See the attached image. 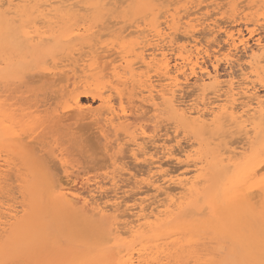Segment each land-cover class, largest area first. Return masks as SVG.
Masks as SVG:
<instances>
[{"label": "bare ground", "instance_id": "obj_1", "mask_svg": "<svg viewBox=\"0 0 264 264\" xmlns=\"http://www.w3.org/2000/svg\"><path fill=\"white\" fill-rule=\"evenodd\" d=\"M127 1H129V0H127ZM127 1H123V3H125V2L127 3ZM164 1L165 0H141L140 1L142 5H147L146 6L148 8L147 10H149L150 14L153 15L154 19H153V22L151 25L148 23V25H150V27L148 26L149 27L148 29L144 28L147 25H144V27L142 28L141 22H140L141 24H137L138 23L137 20H136L137 23L135 22L137 25L136 26H134V24L132 25L134 27V31L130 30L131 32L128 31L127 34L123 35V32L120 31L121 28L119 29V31L121 32V35L119 33V35H120L119 37H121V39H124V38L126 39V37H127V39H128V37L130 35H133L132 37L134 39L132 42L127 43L125 41H122V43L116 44L113 41L112 42L109 41L110 42V44H109V42L107 41L108 42L107 43L108 45L106 44L107 46L105 45L104 47H102V46L98 47L99 50L101 48H103V50H100L101 52L103 51V53H105V54L109 53V54L105 55L104 57L110 56L111 54H113V56L115 55L116 58L119 59L118 61L121 62L120 64L112 66V63L115 61V60H112L113 58L115 59V57H112V56H111L112 58H110L111 62L107 61L108 57H106L107 58L106 59L107 62H106L104 57L103 56L101 57V55H103V53H101V54H100V52L98 53L97 52V51H99L98 48H96L97 50L94 49L95 45H92V44H90V45L86 44L87 46H90V47H88V48H90L89 53L88 52H84V53L78 52L80 54V56L83 55L84 57L82 56V57L78 58L77 57L78 55H77L76 56L77 58H70L67 56V58H68L67 61L70 62L69 64H68V62H67V64H64L63 66L61 64L60 65L56 64L57 66L55 68L57 71L55 73H53V77L59 78L60 79L59 81H65L64 83H66V85H64L65 87H63L62 90L60 89V91L65 92L67 98H68V96L70 98H68L69 99L68 104L65 106V108H63L61 111H59L57 113L55 119H57L58 123H66V122L70 121L71 119L74 120V117H79V119L84 117V118H86V120H87V118L88 119L92 118V121H93V119H94V121L96 120L95 121L97 123L96 125H98L100 123L103 126V128L105 127L104 130L101 127L102 132L104 131V133H106L105 129L106 128L108 129L107 130L108 132L106 133L107 136H109L108 135L109 133L111 134L110 136H114V135H112V133L110 131H112L113 134H115V135H117L118 133L123 135L127 130L128 131L130 130L128 128L132 129V127H129V126L133 125L132 123L135 122L133 120L132 123L130 122V124L126 125V122L130 120L129 117L140 113L145 108H146L145 110H147V111H145V110L144 111L146 113L149 111L147 114L150 115V112L152 109L148 110L149 108L147 109V107H145V106H147V105L151 106L152 108H154L156 110L159 107V103L161 102V104L164 105L165 108L168 109L175 117H177L184 124V126H186V128H188V129H190L196 133H199V134H203V133L205 134L207 132L209 133L210 130H214L216 133L214 138L217 140H219L220 138H223L222 140L224 141V143L222 142V147H223L222 151L220 149H219L220 150L219 152L217 150L212 151L213 152L212 153L213 158H212V161L210 163V167L212 169V172H215V173L218 172V174L221 173L222 176L218 180L213 179L210 189L208 191H206V197L208 199L207 204L210 207L214 208L215 210L213 212L214 221H211V222L209 221L208 225L205 224L203 226V228L208 229L210 227L209 229H212L215 232L214 234H218L219 236H221L223 238H228V239H230V241L238 242L239 246L244 247V248H242V247L241 248L245 249V252L247 253L246 255L249 259L259 260L260 259L259 257H261V256H258V255L260 253H262V251H264V249H262V235H264V179H255V177L260 171L264 170V144L263 143L261 144V142H260V141H264V139H263L264 138V103H262V100H264V95L261 96L260 93H259L260 95L258 94L257 84L261 85V87L264 88V47H262V44H264V43L262 42V40H260L261 38L256 40L257 41V50L252 49V52L249 55L247 54L248 59L244 63H241V62L239 63V67H240L241 72H242L240 74L241 77L238 76L239 78H241L240 80H236V78L233 76L234 75L233 74L230 77V79H228L226 81H221V78L218 75L219 71H218L216 65L213 64L214 65V67H213L214 69H212L213 72L209 71L207 69V67H204L205 65H203L204 64L203 62H204V60H206L205 57L206 56L211 57V55L208 54L209 53V51H207L208 48L206 50H204L203 45L201 44V42H199V40H197L196 35H198L197 33H199V31L200 32L203 31L204 30L203 28H205V30H206L205 26L210 28L209 30L211 31L212 34L216 33V30H215L216 28H218V30H219L222 26L219 28L220 25H217V21L216 22L213 21V23H211L212 22L211 21L209 23L206 21L205 18H204L205 21L201 22L203 17L202 18H197V17L191 18L193 13L195 16H196V14H198L195 12L200 11L201 6L199 7L200 9L196 8L198 11L195 10L192 13H189V10H191L192 7H190V9H189L188 5H187L188 7L186 5L184 6V8L182 9L183 11L180 10L181 9L179 6L180 4L178 5V7L171 9L172 6H174L176 3L181 2V0H176L175 2L173 1L174 3L167 2L168 0H166V2L168 3V6H166V8L163 7V8H165L163 11L162 8L161 9L159 8V5L166 3ZM184 1H182V2H184ZM188 1L192 2L191 0H188ZM202 1H204V0H202ZM237 1L236 0H230V2H229V3H231V7H230L231 10H234L233 14H235L234 13L235 10H238L235 6L238 4V3H236ZM243 1H245V0H242L241 2H243ZM116 2H117V0H0V42H1V44H5V45L11 46V47H15V46L19 47L21 45L23 46V44L19 45L18 43L12 41L13 38H19V35H21V34H22V36H20V37H22V39L24 38L26 41L33 42L35 40V36H33L31 34V32L29 31V29H31V27H29V26H31V25L27 26L24 24V22H25L23 20L24 17H29V16H32L34 14H38L37 15L38 20H36L37 22L41 23V21H43L45 24L47 22L49 24L50 23L53 24V23H56L55 20H57V19H60V18L64 19V18H69V17L71 18L74 15H76L78 11L85 10L86 11V12L84 11L85 13H87V11L88 12L90 11L89 13L94 11L95 17L98 20L104 15L103 11L106 8H109V7L114 8V6L116 7ZM238 2H240V1H238ZM121 3L120 4L118 3V6L123 4V3L122 4ZM188 3L186 1V4H188ZM220 3H222V2H220ZM194 4H196V6H198L197 2ZM232 4H235V5L233 6ZM248 4H251L252 6L253 5L258 6L260 4L258 7H259V9L261 8L262 13L260 12L261 10H258V12H260L259 14H257L258 12L257 13L254 12L256 14H250L251 17L246 16V15H245L246 17H244L247 20L254 21V24H256V25L258 24V26L260 27V25H261L260 23H262V20L264 22V0H249ZM132 6H134V5L132 4ZM232 6H233V8H232ZM204 7H206V6H204ZM249 7L250 6H248V8ZM113 8H110V9L112 10ZM118 8H120V7H118ZM118 8H116V9L118 10ZM126 10H128V9L126 8ZM106 11H105V14H106ZM181 11L185 12V14H183ZM89 13H87L86 15H88ZM129 13H131V12H129ZM249 13H251V12H249ZM116 14H119V13H116ZM225 14H227V13H225ZM110 15L113 16L110 13L108 15V17ZM200 15H202V14H200ZM128 16H130V15H128ZM128 16H126V17H128ZM146 16H147V14H146ZM146 16H144V17H146ZM234 16H233L232 20L234 23L237 24L238 20L236 17H238V15H236V17H234ZM76 17H75V19H76ZM89 17L91 18L90 15H89ZM228 17H230V19H231L232 16H228ZM39 18L41 19V21L39 20ZM82 18H83V16H82ZM82 18L78 19V20L83 21ZM110 18H108V19L106 18L107 19L106 21H109ZM207 18H209V17H207ZM244 18L242 17L239 19V17H238L239 21L244 20ZM149 19H151V18H149ZM160 19H164L165 21L161 22ZM209 19H207V20H209ZM36 21H35V23H36ZM100 21L101 20H98L96 22H100ZM126 21L127 20H125V22ZM139 21H140V19H139ZM146 21H148V20H146ZM231 21H230V23H231ZM18 22H20L19 26H17ZM114 22H116V21H114ZM66 23H68V22H66ZM80 23H82V22H80ZM108 23H112V22L109 21ZM36 24H39V23H36ZM61 24H63V23H61ZM98 24L99 23H97L96 25H97V28L99 29L100 25H98ZM68 25H69V23H68ZM120 25H121V23H120ZM129 25L127 24L126 27H128ZM230 25L232 27L234 26L232 24H230ZM72 26H74V25H72ZM124 26L125 25H123V28H122L123 30L126 29V27L124 28ZM111 27H112V25H111ZM55 28H56V26H55ZM105 28L104 29L108 32L109 27H105ZM200 29H203V30H200ZM226 29L227 28H225V30H224L225 34H226L225 39H226V43L229 46V48H227L228 50L226 49V52L223 53L222 55L225 57L224 58L225 60L233 61L234 57L236 58V56H237L236 52L241 50V48L245 51L247 50V45H248L247 41L248 40L245 39V37H244L245 35L242 33V30H239V27H238V29H234V28H232V29L228 28L229 30H226ZM254 29L249 30V33L251 35L255 33L256 29L255 30ZM82 30L83 29L78 28L76 32L74 31L76 39H77V37H80V38H78L80 40L81 38L83 39L86 35H88V36L91 35L90 30L88 28L84 29L83 31ZM116 30H118V28ZM209 30H208V32H209ZM257 30H259V28ZM38 31L34 32V33H38ZM263 31H264V28H263ZM105 33L106 32H104V34ZM108 33H110V32H108ZM124 33H125V31H124ZM177 34L178 35L183 34L185 39H186V42H184V40H185L184 39L182 41L184 43L182 44L180 42L181 44H179V41H178L179 38H176ZM106 35L107 34H105V36ZM72 36H73V34L71 35V37ZM110 36H112V35H109V39L111 38L110 40L115 39V38H112L113 36L112 37H110ZM252 36H254V35H252ZM101 37L102 36L100 35L99 38H101ZM114 37H116V36L114 35ZM119 37H118V39H119ZM184 37H182V38H184ZM39 38H41V37L39 36ZM107 38H106V40H107ZM41 39H44V38H41ZM76 39L73 40V38H72L71 40L75 41ZM118 39L116 38V40H118ZM204 39H206V38H204ZM69 41H70V39H69ZM91 41H93V39H91ZM96 41L97 40H95L94 42L95 43L99 42V41L98 42H96ZM119 41H121V40H119ZM23 43H25V42H23ZM81 44H83V43H81ZM98 44H100V43H98ZM148 46H151L152 52H150L151 51L150 50L149 51L150 53H146V52H148L147 51ZM54 47H56V46H54ZM82 48H85V46H82ZM74 50L76 51V49H74ZM79 50H81V49L79 48ZM64 53H65V51H64ZM62 55H64V54H62ZM237 57H239V56H237ZM63 58H65V56ZM85 58H87V59H85ZM173 58H174L175 64L172 63ZM214 58H215V61L214 60L213 61L218 62V57L214 56ZM61 59H62V57H61ZM117 59H116V61H117ZM103 61H105V62H103ZM105 63L108 64V66L105 65ZM114 63H116V62H114ZM103 64L105 65V67L106 66L109 67L110 65L112 66V68H111L112 71L111 72L109 71L110 73H108L109 74L108 76H110L112 73V78H110L112 80L108 79L107 82L106 81L101 82V79H100L102 76L104 78V76L107 75V71H106V73L104 71L107 68L103 69V67H104ZM49 66H50V64H49ZM233 66H234V64H233ZM32 67L34 68V66H32ZM32 67H30V68H32ZM107 70H109V68ZM246 70H249V71H246ZM103 73H105V74H103ZM51 74H52V72H51ZM51 74H49V75H51ZM100 75H102V76L99 78ZM228 75L230 76V74H228ZM108 76H106L105 78H107ZM191 76L195 77V79H196L195 80L196 83L194 85V88H195L194 90L199 92V95L197 96L198 98H196V100L193 103L185 104L188 101L185 103L182 101L181 93H183L182 91H184L183 86L184 85L187 86L186 83L190 81ZM251 76L255 77V80H251L250 79V78H252ZM154 77H156V81H155ZM236 77H237V75H236ZM42 78H44V77H42ZM46 78H47V75H46ZM56 80L57 79L54 80V83L56 82ZM34 83H37V81ZM60 83L61 82H59L58 84H60ZM44 87H45V85H44ZM58 89H59V87H58ZM58 89H57V91H58ZM81 89H82V91L79 92ZM190 89H191V86H190ZM137 90L139 92H137ZM196 91H195V93H196ZM207 92H210V94H212L213 98H211V97L208 98ZM47 93H49V92H47ZM55 93H57V92H55ZM114 93L118 97V98L115 97L118 99V101H117L118 106H117V102L115 101L116 102V104H115L113 102V99H112ZM138 93L141 96L137 95ZM189 94H192V93H189ZM43 96H45L44 100L40 101L41 105L38 108H43L44 110H47L48 109L47 107H51V103H52L51 101L52 100L56 101L57 98L55 96L52 97L51 94H47V95H43ZM63 96H64V94H63ZM90 96L94 100L98 99L100 101V102L98 101L99 103H101L100 110H98V108L96 109L98 111H96L95 109L92 110V108H90L89 105L83 106V103H81V98H86V97H90ZM38 97H42V96H38ZM57 97H58V95H57ZM134 97H138L137 99H139V100H136V98L134 100L133 99ZM137 101L139 102L138 105H137ZM158 101H160V102H158ZM128 105H133V106L130 107ZM2 107H3V105H2V103H0V135L5 133V132H6L5 133L6 137L9 136L10 134H12V136H13L12 140L14 142H18V143L23 142L24 139H27L29 137L32 138V135L34 134L33 132L29 133V132H27V130H16L14 125H7V123L5 122L6 121L5 112H3ZM156 112L157 111H155V114H156ZM137 116H134L132 118L133 119L135 118L136 121L140 120V118H141V120L147 119V118L142 119V116L144 117V112H143V115L141 114V115H137ZM136 117H137V119H136ZM151 117H153V115ZM154 118L155 117L151 118L149 121L152 122L151 120ZM79 119H77V120H79ZM83 119H80V120L82 121ZM77 120H74L73 122H76ZM81 121H79V122H81ZM92 121L88 122L90 124V125L88 124V127H90V128L92 127V125H94V124H92ZM138 124H139L138 126L141 125L140 122ZM73 125H75V123ZM73 125L71 124V126H73ZM84 126L85 127L83 128L82 123H81V125H78L75 128L70 127L68 129V130H70V134L74 137L72 140H73L75 146L78 147L77 150L82 157L79 156V154L77 156H79L81 158H85V159H87L86 161H90V162H97V159H98L97 157H99V160H98V163H99V161H101L100 155H99L100 153H97V151H98L97 148H99V146L96 145V143L93 142V140L91 138L92 136L94 137V135L91 134V137H90V135L88 134V131L91 130L92 128L89 129L87 127V125H84ZM147 126L141 125L137 129H135L134 130V133L136 132L135 135L133 134V132H131V133L127 132V134L128 133L133 134L132 137H129L132 139V141L129 139L132 143V148H130L129 146H128V148H129V150L130 149L132 150L134 157L136 156L138 158V155L142 154V155L146 156L145 160L148 162L150 159H152L154 156H156V154H154L153 157L151 156L152 158L147 157L148 154L146 152V147H149V146L145 147L146 144L144 145V143H147V142H144V141L150 139L148 142V143H150L151 140L152 141L153 140L156 141V140L153 139V137H152L153 135H151V134L149 135L150 131L148 133V129H150L151 127L149 126L150 127L149 128ZM120 127L122 129L126 128V129H124L126 131L124 133L119 132V131H123L122 129H119ZM86 128H88V129H86ZM93 128H94V126H93ZM133 128H134V125H133ZM62 129H64V128H62ZM68 130H66V131H68ZM92 130H94V129H92ZM92 130H91V133H93ZM85 131H87V133ZM154 132H156V131H154ZM7 134H9V135H7ZM96 134H97V132H96ZM106 134H103V135L106 136ZM99 135H98V137H99ZM164 135H166V134H164ZM154 136H156V135H154ZM173 136H172V138H173ZM235 136H237V137L240 136V138H238V139H240L239 142H237ZM1 137H0V142L3 141ZM98 137L96 136L97 139H98ZM120 137H121V135H120ZM124 138H127V137H124ZM233 138H235V139L233 140ZM107 139H108V137H107ZM115 139L112 140V141H114V143H115ZM121 139H122V137H121ZM227 139H231V140L235 141L236 143H239L240 146L239 147L236 146L234 148L228 147V146H231V144L233 145V143H235V142H231V141L229 142V140H227ZM47 140H49V139H47ZM117 140L118 139H116V141ZM226 140H227V142H226ZM154 141L152 143H155ZM167 142H165V143H167ZM108 143H106V144H108ZM106 144H105V146H106ZM111 144H110V146H112ZM46 145L49 146V144H46L42 140H39V138H37L36 141H34V142L32 141V143H28L26 145V147H28V146L33 147V149L30 152H28V154H30V155L39 154L37 160H38V164L40 163L41 168H40V171L38 174L45 175V176L51 175V169L53 167H56L58 170L61 171V173H64L66 175L65 178H69V179L72 178V175L74 173L71 172V167L69 166L67 160L65 159L64 153L62 151L58 150L59 154L56 156H53L55 154V152H53V154H51V149L49 152H46V149H45ZM114 145L115 144H113V146ZM154 146H155V144H154ZM163 146H162V148H164V150L166 151V156L170 155V157H171L172 154H173V156H175L173 153V150H170V148H168L167 146H164V147ZM125 147H127V146H125ZM197 147H198V145H197ZM106 148H107V146H106ZM112 148L113 147H111V152L112 151L114 152L115 149L113 150ZM128 148H126V150ZM162 148H161V150H162ZM108 149H109V145H108V148L106 150L108 151ZM121 149L122 148H120L119 154H120V152H123V149H122V151H121ZM182 149H184V148H182ZM182 149H180V150H182ZM129 150H127V151L131 152V150L130 151ZM186 150H187V148H186ZM188 150H189V148H188ZM72 151H74V150L72 149ZM165 151H164V153H165ZM179 152H181V151H179ZM184 152L182 150V152L180 154L183 155ZM196 152H197L196 150H192V151L189 150L187 155H185L188 159H190V161H189L190 165L188 168L186 166L187 170L183 171L182 173L180 172L179 175H175L177 168L175 169V172H174V170L173 171L172 170H165L164 171L165 168L163 169L162 165H164L165 164L164 162H166V161L163 162L164 164L161 163L162 165L158 166L157 170L155 169L157 171V172L155 171L156 173L153 172L154 174L153 173L151 174L152 171H150L151 176H150V178H147V179H150V181L154 180V182L152 181L151 183H149V185H150V187H152L154 189L153 192H157L158 196H157V198L156 197L150 198L151 200L155 199L154 200L155 202L153 204H151V202H149L148 206L145 203V202H147V199H143V198H141L142 201L140 203L135 204L134 205L135 207H133V208H129L132 205H130L129 207L126 206L129 209H131V210H128L130 212V214L128 213V211H125L127 209L123 210V208H124L123 202L122 201L118 202V199L115 198V196L118 194L120 196V197H118L119 199L120 198L122 199V197H123V195L122 196L120 195V192L119 193L117 192V190L119 188L121 189V186L119 187L117 185V182H118L117 180L120 179L121 177L115 181V179L118 177V175L116 177L114 176V178L112 179V181H113L112 182V184H113L112 188L113 189L111 188L112 190L111 189L110 190H111V192H113L112 194L116 193L113 196L114 199L112 198L114 200L112 202H109V201L108 202H101L102 199H104L105 197L102 198L101 201H99L100 198H99V200L96 198L97 197L96 194H99L100 196L101 195H107L104 193H106V191L109 192L108 190H109L110 186L108 187V190H106L103 188V185L100 186V184L98 182H96L97 187H95V185H94V189H92V190H90L91 188L89 189L87 187L88 192H84V190L81 189L82 187L81 188L79 187L80 188L79 189L76 184H73L74 183L73 181H77V179H78L77 183H79V181L81 179H83L82 181L84 182L83 183V187H84L87 185L89 186V184H90L89 178H88V180H84L85 178L83 177L79 180V178L77 177L78 174H77V176H76L77 178L75 180H72V179L67 180V181H72V185L70 184L71 182L70 183L68 182V184H67V181H65L66 183L65 182H62V183L58 182V184L56 185V187L58 188L57 197L61 201V205L63 206V208L65 207L68 210L74 211V212L69 211V213H75L78 211L82 212V210H83L86 212H90L93 215H97V216H101V217H106L108 215V213H110L113 220H114L113 224H112L113 225L112 228H115L117 233L129 234L134 239L145 238L147 236V234L156 230L162 223L168 222L169 220H171V218L175 214V212L181 210L184 207V205L187 204L188 194H192L196 191L199 192L198 186L201 184L202 181H204V179L206 177V175H205L206 163L204 164L200 160V158H194V156H196ZM149 153H151V152H149ZM109 154H110V149H109ZM123 154H121V156ZM133 155H132V157H133ZM157 155H158V153H157ZM144 156H141V157L144 158ZM119 157H118L117 162L119 160H121V161H119V163H120V162H122V159H119ZM170 157H167V158L171 159ZM160 158H161V156H160ZM124 160H125V158H124ZM156 160H157V158H156ZM179 160L180 159H178V161ZM112 161L113 160H111V162ZM143 161H144V159H143ZM88 165H90V164H88ZM127 165H129V164H127ZM146 165L148 166L149 164H145V166ZM152 165H154V164H152ZM0 166H1V164H0ZM134 166H135V164H134ZM145 166H144V168H145ZM2 167H4V166H2ZM116 167H117V165H116ZM116 167H115V169H116ZM164 167H165V165H164ZM169 167H172L171 164ZM5 168H7V167H5ZM56 168H53V170L54 169L57 170ZM127 168H128V166H127ZM7 169H9V168H7ZM11 169H13V168H10V170ZM132 169H135V168L133 167ZM179 169H181V168H179ZM118 170H116V171H118ZM1 171L2 170L0 169V172ZM11 171H10V173H11ZM89 171H91V168ZM181 171H182V169H181ZM2 173H4V172H2ZM85 174H83V175H85ZM8 175H7V178H8ZM126 175H127V173H126ZM158 175H159V177L161 176L164 179V180L162 179L164 184H158L160 182L155 181L156 178H159V177H157ZM0 176H1V173H0ZM5 176L6 175H4V178H6ZM45 176H44V179H46ZM60 176H62V175H60ZM214 176H215V174L213 173V177ZM10 177H11L10 178V180H11L13 178V176L11 175ZM110 177H111V175H110ZM130 177H132V176H130ZM154 177H156V178L154 179ZM65 178H64V180H65ZM151 178H153V179H151ZM107 179H108V177H107ZM7 181H9V180H7ZM121 181L125 182L126 180H121ZM121 181H120V183H122ZM157 181H161V178L158 179ZM162 181H161V183H162ZM220 181H221V183H220ZM131 182H133V181L130 180V183ZM100 183L103 184V181L102 182L100 181ZM128 183H127V185H128ZM140 183H142V182H140ZM140 183L138 186H140ZM0 184H2V183H0ZM80 184H82V183H80ZM80 184H78V185H80ZM106 184H107V181H106ZM7 185H9V184H7ZM133 185H134V183H133ZM90 186L93 187V182ZM117 186L119 188H117ZM140 187L143 188V186H140ZM146 188L148 189L149 187H146ZM4 189L5 188H3V190ZM84 189H86V188H84ZM140 190H141V188H140ZM149 190L151 191L150 188L148 189V191ZM148 191H147V193H148ZM133 192H135V191H133ZM137 192H139V190H137ZM141 192H143V191H141ZM129 193H131V192H129ZM147 193L145 195H147ZM99 195H98V197H99ZM127 195H129V194H127ZM133 195H136V194L133 193ZM137 195H140V194L137 193ZM152 195H153V193H152ZM159 196H163V197H165V199L160 197V198H162V199H160L161 201L159 200L156 202V200L158 199ZM130 198H132V197H130ZM134 199H135V197H134ZM138 199H140V198H138ZM150 199L148 201H150ZM163 199H164V201H163ZM128 200H129V198H128ZM125 202L126 201H124V203ZM135 202H138V201H135ZM121 203L123 204V206L121 205ZM4 205H5V203H4ZM16 207H15V209H13L14 207L9 206L8 207L9 209L6 210V211H8L7 213H5V214H4V212L1 213V215H0V232H2V233L7 232L8 228L9 229L14 228L13 226H15L16 224H18L20 222L19 221L20 211H18V208H16ZM67 209L66 210L63 209V210L67 211ZM121 209H122V211H124V212H122L123 214L121 213ZM218 210H220L219 211L220 213H218ZM125 212H127V213H125ZM225 212L227 213V220L223 221L221 219H224V218L223 217L221 218V214L225 213ZM79 214H80V212H79ZM125 216H128V217H125ZM130 216H132V217H130ZM119 218H122V219L123 218H127V219L133 218V219L130 222L126 221L124 224H122L123 222L120 223L118 221ZM196 224H198V223H196ZM121 225H122V227H121ZM196 226H195V228H197ZM20 232H21V230H20ZM190 236H192V235H190ZM196 237H198V236H196ZM169 239L171 240V238H169ZM190 239H192V238H190ZM201 239H203V238H201ZM188 242L189 241L187 239L186 244ZM193 242H195V239L193 240ZM193 242L191 241L189 243H193ZM144 244H145V242H144ZM163 249L164 248H162V250ZM141 251H144V250H141ZM161 251H159L158 253H160ZM171 252L175 253L174 250ZM142 253H145V252H142ZM142 253L140 254V256L142 255ZM158 253H156V254L160 255ZM162 253H164V252H162ZM120 254H121V251H118V250H117L116 254H112V255L107 253V252H103V254L100 255V262L102 264H134V260L137 259V258L133 259V257H129V259L123 260L120 258ZM134 254H136V252ZM167 254L163 255L164 258H165V256H166V258H169L171 256L169 254L167 257ZM144 255H142V257H144ZM147 255H149V254H147ZM153 255H155V254H153ZM182 256H183V254H182ZM146 257L147 256H145V258ZM177 257H180L179 253H178ZM138 258H140V257H138ZM171 258H172V256H171ZM173 258H174V256H173ZM154 259L152 258V260H154ZM207 260H209V259H207ZM136 261H138V259ZM137 263L143 264L141 259ZM146 263H147V261H146ZM163 263H164V261H163ZM155 264H158V262L157 263L155 262ZM159 264H160V262H159Z\"/></svg>", "mask_w": 264, "mask_h": 264}, {"label": "rangeland", "instance_id": "obj_2", "mask_svg": "<svg viewBox=\"0 0 264 264\" xmlns=\"http://www.w3.org/2000/svg\"><path fill=\"white\" fill-rule=\"evenodd\" d=\"M123 1H127V0H121V1L117 0V2L119 4L121 2L123 3ZM140 1L141 0H135V1L129 0V1H127V3L126 2L123 4L121 3L122 5H119V6H118V3L116 2V7L115 6H114V8L109 7L103 11L104 15L100 19H98V20H101L100 22H96L98 20L95 17L94 11H92L91 13H89L90 11L89 12L87 11V13H89L88 15H86L87 13H85L86 12L85 10H82L83 12L78 11L77 14L74 15L73 17L64 18V19L63 18L57 19V20H55L56 23H53V24H51V23L49 24L48 22L45 24L43 21H41L40 18H39V20L41 21V23L37 22L36 20H38V16H37L38 14H34L32 16L23 18V20L25 21L24 22L25 25H27V26L31 25V26H29V27H31V29H29V31L31 32V34L33 36H35V40L33 42L26 41L24 38L22 39V37H20V36H22V34L19 35V38H13L12 41L18 43L19 45L23 44V46L21 45L19 47L18 46L11 47V46H7L5 44H1V42H0V103H2V105H3L2 110H3V112H5V119H6L5 122L7 123V125H14L16 130H27V132H29V133L30 132L34 133L32 135V138L29 137L27 139H24L23 142H19V143L14 142L12 140V137H13L12 134H10V135L7 134V135H9L7 137L5 134L6 132L0 135V137L2 136L1 138L3 140L2 142H0V164H1L0 169L2 170L0 172L1 173L0 183H2V184H0V196H1L0 197V215L3 212H4V214L7 213L8 211H6V210L9 209L8 208L9 206L14 207L13 209H15V207L17 206L16 208H18V211H20V213H19V221L20 222L18 224H16L15 226H13L14 228H10V229L8 228L7 232H3V233L0 232L1 233L0 234V246L2 245L0 247V262H5V264H8V262H10V264H100L101 263L100 262V255H102L103 252H107V253L112 255V254H116L117 250L121 251V254H120L121 259L127 260V259H129V257H133V259L137 258L138 261L141 259L143 264H155V262L156 263L158 262V264H159V262H160V264H168L169 262H170L169 264H171V263L172 264H176V263L177 264H201V263L202 264H236V262H238V261H243V260L249 259L246 255L247 253L245 252V249H242L244 247L239 246L238 242L230 241V239H228V238H223V237L219 236L218 234H214L215 232L212 229H209L210 227L208 229L203 228V226L205 224L208 225L209 221L210 222L214 221L213 212L215 210L214 208L210 207L207 204L208 199L206 197V191H208L210 189L213 179L218 180L222 176L221 173L218 174V172H216V173L212 172V169L210 167V163H211L212 158H213L212 157V153H213L212 151H214V150L215 151L217 150L218 152L220 150L222 151V149H223L222 142L224 143V141L222 140L223 138H220L219 140L214 138L216 135L214 130H210L209 133L207 132L205 134L204 133L199 134V133H196V132L186 128V126H184V124L177 117H175L168 109H166L165 106L162 105L160 101H158V102H160L159 107H158L159 109L157 108L158 110L157 109L155 110L154 108H152L151 106H148V105L145 106V107H147V109L149 108L148 110L152 109L150 112V115L147 114L149 111L147 113L145 112V111H147V110H145L146 108L142 110L144 112V117L142 116V119L147 118L148 120L147 119L141 120V118H140V120L136 121L135 118L134 119L132 118V117L137 116V115H141V114L143 115L142 111L140 112L141 114L140 113H138L136 115L132 114L133 116L129 117L130 120L126 122V125L130 124V122L132 123L134 120L135 122L132 123L134 125V128H133V125H131L129 127H132V129L128 128L130 130L126 131V130H124L126 128L122 129L120 127L119 129H122L123 131L118 130L119 132L124 133L126 131L123 135L118 133V132H117L118 134L115 135V134H113L112 131H110L112 133V135H114V136H110L111 135L110 133L108 134L109 136H107L106 133L108 132L107 131L108 129L107 128L105 129L106 133H104V131L102 132L101 127L103 128V126L100 123L98 124L99 126L96 125L97 124L95 122L96 120L94 121V119H93V121H92V118H89V119L87 118V120H86V118L82 117L80 119H83V118L84 119L81 121L79 119V117H74V120H77V119H79V120H77L76 122H73L74 120L71 119L70 121H68L66 123H58L57 119H55L57 113L59 111H61L63 108H65V106L68 104V100H69L68 98H70L69 96L67 98L65 92L60 91V89L62 90L63 87H65L64 86V85H66V83H64L65 81H59L60 80L59 78L53 77V73H55L57 71L55 67L57 65H60V64L62 66L64 64H67V62H68L67 56L70 58H77V57L80 58L83 55L80 56L79 53H84V52L89 53L90 48H88V47H90V46H87L88 44L89 45L90 44L95 45L94 49H96L99 46L104 47L109 41H111V42L113 41L116 44L122 43V41H125L127 43L132 42L134 39L132 37L133 35H130L128 37L129 40L127 39V37H126V39L125 38L121 39V37H119L121 35V32H123V35H125L130 30L134 31V27L132 25L134 24V26H136L137 24H141V23H142L141 24L142 28L144 27V25H147L144 28L148 29L150 27V25L152 24L153 19H154L153 15H151L149 10H147L148 9L146 7L147 5H142ZM173 1L175 2L176 0H168L167 2L174 3ZM182 1H184V0H181V2L176 3L174 6L171 7V9L178 7V5L180 4L179 5L181 8L180 10H182L185 5L186 6L188 5L189 7L188 6L187 7L189 9H190V7H192L191 10L188 9L189 13H192L195 10L198 11L197 9L201 6V9L199 8L200 11L195 12V13H198L199 15L196 14V16H195L193 13V15H192L193 17L191 16V18H194V17L202 18L203 17L202 20L200 19L201 22L205 21V19L209 23L211 21H212L211 23H213V21H215V22L217 21V25H220L219 28L221 26L223 27V28L221 27L219 30H218V28H216L215 29L216 33L212 34L211 31L209 30L210 28L205 26L206 30L208 29L209 32H208V30L206 31L205 28H203L204 30L200 29L203 31H201V32L199 31V33H197L198 35H196L197 40H199V42H201L204 50H206L208 48L207 49V51H209L208 54L211 55V57L209 56L210 58L208 56H206L205 57L206 60H204V62L202 61L204 63V64L203 63L202 64L205 65L204 67H207V69L209 71L213 72L212 69H214L213 67H214V65H216L217 69L219 71L218 75L221 78V81H226V80L230 79V77L233 74H234L233 76L236 78V80H240L241 78H239L238 76H240V74L242 72H241V69L239 67V63L240 62L244 63L248 59V55L252 52V49L257 50V41L256 40L261 38L260 40H262V42L264 43V31H263L264 22H263V20H262V23H260L261 25L259 27L258 24L257 25L254 24V21L247 20L246 18H244L246 16L251 17L250 14H256L258 12V10H261V8L259 9V7H258L260 4L258 6L257 5L252 6L251 4H248L249 0L248 1L245 0L243 2H241L242 0H238L242 4L236 0L237 1L236 3H238L237 4L238 6L235 5L236 3L232 4V5L233 6L235 5L238 10H235V12H234L235 14H233L234 10H231V8H230L231 7V3H229L230 0H226V1L225 0H206V1L205 0L204 1H202V0H196L195 1L194 0L195 2L193 0H191L192 2H189L188 0H185L184 2H182ZM186 1H187V3L188 2L189 3L186 4ZM164 2H166V0ZM196 2H197L198 6H196V4H194ZM220 2H222V3H220ZM166 3H163L161 5L158 4L159 8L160 9L162 8V10L164 11L166 6H168V3L167 4ZM132 4L135 7L132 6ZM204 6H206V7H204ZM233 6H232V8H233ZM248 6H250V7L248 8ZM118 7H120V8H118ZM163 7H165V8H163ZM110 8H113L112 9L113 11ZM116 8H118V10ZM126 8L128 10H126ZM105 11H106V14H105ZM129 12H131V13H129ZM249 12H251V13H249ZM254 12H256V13H254ZM260 12L262 13V10ZM260 12H258L257 14H259ZM110 13L114 17L111 15L108 17V15ZM116 13H119V14H116ZM182 13L185 14V12H182ZM225 13H227L228 15ZM146 14H147V16H146ZM200 14H202V15H200ZM89 15L91 16V18L89 17ZM128 15H130V16H128ZM236 15H238L239 19L243 17L244 20H242V21L240 20L241 21L240 22L238 17H236ZM82 16H83V18H82ZM126 16H128V17H126ZM144 16H146L148 19ZM228 16H232L231 19ZM233 16L237 18V20H238L237 24L233 22V20H232ZM75 17H76V19H75ZM207 17H209L211 20ZM77 18L78 19L82 18L83 21H80ZM106 18L107 19L110 18L109 21H111L112 23H108L109 21H106L107 20ZM149 18H151V19H149ZM139 19H140V21H139ZM207 19H209V20H207ZM125 20H127V21L125 22ZM136 20L138 21V23L136 22ZM146 20H148V21H146ZM35 21H36V23H39V24H36ZM79 21L82 23H80ZM114 21H116V22H114ZM160 21L163 22L165 20L160 19ZM230 21H231V23H230ZM66 22H68L69 25ZM61 23H63V24H61ZM97 23H99L98 25H100L99 29L97 28V25H96ZM120 23H121V25H120ZM148 23L150 25H148ZM127 24L128 25L130 24V25L128 27H126ZM230 24H232L234 26L232 27ZM19 25H20V22H18L17 26H19ZM72 25H74V26H72ZM111 25L113 28L111 27ZM123 25H125L124 28L126 27V29H124V30L122 29ZM55 26H56V28H55ZM237 26L239 27V30H242V33L245 35L244 36L245 39L248 40L247 41L248 42L247 50L245 51L241 48V50L238 51L239 53L236 52L237 53L236 55L239 57L236 56V58L234 57L233 61H227L224 59L225 57L222 55L223 53L226 52V49L229 48V46L226 43V39H225L226 34H225L224 30H225V28H227L226 30H229L232 28L238 29ZM105 27H109L108 32H110V33H108L105 30L106 29ZM78 28L83 29V30L88 28L90 30L91 35L88 36L85 34L86 35L84 37L85 39L81 38L79 40L78 38H80V37H77V39H76L74 31L76 32ZM117 28H118V30H116ZM254 28L256 29V31L254 34H252L254 36H252L249 33V30L254 29ZM258 28H259V30H257ZM119 29L121 32L119 31ZM37 31H38V33H34ZM103 31L106 32L105 33V34H107L106 36H105ZM124 31H125V33H124ZM119 33H120V35H119ZM72 34H73V36L71 37ZM99 34L102 36L101 38H99V36H100ZM178 34H177L176 38H179V40H178L179 44H181V43L183 44L184 42H186L184 35L183 34L178 35ZM109 35H112L113 37L112 36H110V37L115 38V39L110 40L111 38L109 39ZM114 35L116 37H114ZM39 36L41 38H44V39L39 38ZM118 37H119V39H118ZM182 37H184V38H182ZM72 38H73V40L76 39L77 41L76 40L72 41L71 40ZM106 38H107V40H106ZM116 38L118 40H116ZM204 38H206V39H204ZM69 39H70V41H69ZM91 39H93V41H91ZM95 40H97L96 42L99 41L98 43H100V44L95 43L94 42ZM119 40H121V41H119ZM183 40H184V42H182ZM23 42H25V43H23ZM81 43H83V44H81ZM109 44H110V42H109ZM54 46H56V47H54ZM82 46H85V48H82ZM79 48L81 50H79ZM147 48H148V50H147L148 52H146V53L152 52L151 46H148ZM74 49H76V51ZM98 50H99V48H98ZM100 50H103V48H101ZM100 50L97 52L98 53L100 52V54L103 53V51L101 52ZM64 51H65V53H64ZM62 54H64V55H62ZM107 54H109V53H106V54L103 53V55H101V57L102 56L104 57ZM64 56H65V58H63ZM111 56L115 57V59L113 58L112 60H115L114 62H116V63L113 62L112 66L118 65L121 63L120 61H118L119 59H117L115 55L113 56V54H111L110 56H106V57H108V59L106 57H104L105 61L107 59L108 62H111V59H110V58H112ZM214 56L218 57V62H214L215 61ZM61 57L63 60L61 59ZM85 59H87V58H85ZM116 59L118 62L116 61ZM105 61H103V62H105ZM69 63L70 62H68V64ZM172 63L175 64L174 58L172 59ZM49 64H50V66H49ZM233 64H234V66H233ZM105 65L108 66V64H106V63H105ZM105 65L103 64V66H104V67L102 66L103 69L109 68V70H107V69L104 70L105 73L107 71V75H105L104 78L102 75L99 76V78L102 76L100 78L101 82H105V81L107 82L108 79L112 80V79H110V78H112V73L110 76H108L109 75L108 73H110L112 71V69H111L112 66L110 65L109 67H107V66L105 67ZM32 66H34V68ZM30 67H32V68H30ZM246 71H249V70H246ZM51 72H52V74H51ZM105 73H103V74H105ZM49 74H51V75H49ZM228 74H230V76ZM46 75H47V78H46ZM236 75H237V77H236ZM106 76H108V77L105 78ZM42 77H44V78H42ZM192 77L193 76H191V78H190V81H189L190 83L187 82L188 83V84L186 83L187 86H185V85H184L185 87L183 86L184 91H182L183 93H181L182 101L184 103L188 101L185 104L193 103L196 100V98H198L197 96L199 95V92L194 90L195 89L194 85L196 83V81H195L196 79H195V77H193V78ZM251 77H252V78H250L251 80H255V77H253V76H251ZM154 78L156 81V77H154ZM55 79H57V80L54 83ZM36 81H37V83H34ZM57 82L58 83L61 82V83L58 84ZM44 85H45V87H44ZM190 86H191V89H190ZM58 87H59V89H58ZM57 89H58V91H57ZM263 90H264V88H262L261 85L257 84L258 94L260 93L261 96L264 95ZM81 91H82V89L79 92H81ZM195 91H196V93H195ZM47 92H49V93H47ZM55 92H57L58 94ZM137 92H139V91L137 90ZM189 93H192L194 96L192 94H189ZM207 93H208V95H207L208 98H210V97L213 98L212 94H210V92H207ZM47 94H51L52 97L55 96L57 98L56 101L52 100L51 101L52 102L51 107H47L48 108L47 110H44L43 108H38L41 105L40 101L44 100L45 96H43V95H47ZM63 94H64V96H63ZM57 95H58V97H57ZM137 95H140V94L138 93ZM38 96H42V97H38ZM183 96L184 97L186 96V97L184 98ZM115 97H117V96L114 93L112 99H113V102L116 104V102L118 101V99H117L118 97L117 98H115ZM86 98H81V103H83V106L89 105V107L92 108V110H94V109L96 110L97 108H98V110H100L101 103H99L100 101L98 99L94 100L91 96L86 97ZM135 98H136V100H139V99H137L138 97H134L133 99L135 100ZM138 104H139V102L137 101V105ZM117 106H118V102H117ZM128 106L132 107L133 105H128ZM98 110H96V111H98ZM155 111H157L156 114H155ZM152 115L155 118L151 120L152 122H150L149 120L151 118H153V117H151ZM137 117H136V119H137ZM79 121H81V122H79ZM91 121H92V124H94V125L91 124L92 125L91 128L94 130H92L90 127H88V124H89L88 122H91ZM138 121L140 122L141 125H144V126L148 125L147 127L150 126L152 128L151 129L149 127L150 129H148V133L150 131L149 135L150 134L153 135L152 136L153 139L156 140V141L153 140L155 143H152L153 142L152 140L150 143H148L150 139L144 141L147 143L143 142L144 145L146 144L145 147L149 146V147H146V152L148 154L147 157L152 158L154 156V154H156V156H154L152 158L153 160L150 158H149L150 160L148 159L149 163L145 160L146 156L139 154L138 158H137L136 156L134 157L131 149H130L131 152L127 151V150H129L128 146L130 148H132V143H131L132 139L129 137H132L133 134L135 135L136 132L134 133V130L141 126V125L138 126L139 125ZM74 123H75V125H73ZM81 123H82L83 128L85 127L84 125H87V127L89 129H91L93 132V133H91V130H89V131L87 130L90 137H91V134L94 135V137L92 136L91 138H92L93 142H95L96 145L99 146V148H97V150H98L97 153H100L99 155H100V159H101V161H99V163H98L99 157H97L98 158L97 162H90V161H86L87 159H85V158H81L82 156L80 155V153L77 150L78 147L75 146V144L72 140L74 137L70 134V130H68V129L70 127L75 128L78 125H81ZM71 124L73 126H71ZM93 126H94V128H93ZM62 128H64V129H62ZM88 128H86V129H88ZM104 128H103V130H104ZM66 130H68V131H66ZM87 131H85V132L87 133ZM100 131L103 134H106V136H104ZM154 131H156V132H154ZM96 132H97V134H96ZM127 132H130V133L133 132V134H130V133L127 134ZM164 134H166V135H164ZM98 135H99V137H98ZM120 135H121L122 139H121ZM154 135H156V136H154ZM96 136L98 137V139L96 138ZM172 136H173V138H172ZM107 137H108V139H107ZM124 137H127V138H124ZM235 137H236L237 142H239L240 139H238V138H240V136L239 137L235 136ZM37 138H39V140H42L46 144H49V146L46 145L45 149H46V152H49L51 149V154H53V152H55V154L53 156H56L59 154L58 150H60L64 153L65 159L67 160L69 166L71 167V172L74 173L72 175V178H70V179L75 180L78 177L80 180L81 178L84 177L85 178L84 180H88V178H89V183H90L89 186L87 185L84 187H83L84 182L82 181L83 179H81L80 180L81 182L79 181V183H77L78 179H77V181H73L74 182L73 184H76L78 186V188L82 187L81 189L84 190V192H88V188L89 189L91 188L90 190L94 189V185H95V187H97L96 182H98L100 184V186L103 185V188L106 190H108V187L110 186L109 190H108L109 192L106 191V193H104L107 195H101L100 196L99 194H96L97 195L96 198L98 200L100 198L99 201H101V199L105 197L104 199H102L101 202H108V201L112 202V201H114L113 196L116 193L112 194L113 192H111V190L113 189L112 188L113 187L112 179L114 178V176L116 177L117 175H118V177L115 179V181L121 177L122 179L120 178L117 180L118 181L117 185L119 187L121 186V189L117 186V188H119L117 190V192L118 193L120 192V195L121 196L123 195V197H122V199L121 198L119 199L118 197H120V196L117 193L118 195H116L115 198L118 199V202H121V201L123 202V204H124L123 210L127 209L125 211L131 210L129 208H133V207H135L134 206L135 204L140 203L142 201L141 198L147 199V202H145L147 206L149 205V202H151V204H153L155 202L154 201L155 199L151 200L150 198H154V197L157 198L158 194H157V192H153L154 189L152 187H150V185H149V183H151L152 181L154 182V180L150 181V179H147V178H150V176H151L150 171H152L151 172V174H152L153 172H155L158 169L157 168L158 166H161L162 164L165 163L164 164L165 167H164V165H162V168L163 169L165 168L164 171L165 170H172V171L174 170V172H175V169L177 168L175 175H179L180 172L182 173L183 171L187 170V168L190 165V162H189L190 159H188L185 156V155H187L189 150H191V151L196 150L197 152H196V156H194V158H200V160L204 164L206 163V165H205L206 177H205L204 181H202L201 184L198 186L199 192L196 191L192 194H188L187 204H185L181 210L176 211L175 214L172 216L171 220H169L168 222L162 223L156 230L147 234V236L145 238L134 239L129 234L117 233L115 228H112L113 227L112 224H113L114 220H113L110 213H108L109 216L107 215L106 217H101V216L93 215L92 213L86 212L83 210H82V212L78 211L75 213H69V211L70 212H74V211L68 210L65 207L63 208V206L61 205V201L57 197L58 188L56 187V185L58 184V182L62 183V182H65L67 180H70V179L65 178L66 175L64 173H61V171L58 170L56 167H53V168H56L57 170H55V169L53 170V168L51 169V175L45 176V175L38 174L40 171V168H41V165H40V163L38 164V160H37L39 154H37V155L28 154V152H30L33 149V147H31V146L26 147V145L28 143H32V141L33 142L36 141ZM115 138L118 140L116 141ZM47 139H49V140H47ZM114 139H115V143H114V141H112ZM234 139L235 138H233V140ZM227 140H229V142L230 141L235 142L231 139H227ZM227 140H226V142H227ZM105 142L106 143L109 142L110 144L112 142L113 143L111 144L112 146H110L109 143L106 144ZM165 142H167L168 144ZM260 142H261V144L262 143L264 144V141H260ZM105 144H106L107 148L109 145L110 154L113 157L109 154V149H108V151L106 150L107 148H106ZM113 144H115V145L113 146ZM154 144H155V146H154ZM163 145L170 148V150H173V153L175 156H173V154L171 157H170V155L166 156V151L164 150V148H162ZM197 145H198V147H197ZM125 146H127V147H125ZM180 146L184 149H182ZM236 146L239 147L240 144L235 142V143H233V145L231 144V146H228V147L234 148ZM111 147H113L112 148L113 150L115 149L114 152L112 151L113 153L111 152ZM160 147L162 148L163 151L161 150ZM120 148L123 149V152H120V154H119ZM126 148H128V149L126 150ZM186 148H187V150H186ZM188 148H189V150H188ZM72 149L74 151H72ZM122 149H121V151H122ZM180 149H182L183 152L185 151L183 153L184 156L180 154L182 152V150H180ZM148 151L151 153H149ZM164 151H165V153H164ZM179 151H181V152H179ZM157 153H158V155H157ZM78 154L81 157L77 156ZM121 154H123V155L121 156ZM132 155L134 158L132 157ZM141 156H144V158H142ZM160 156H161V158H160ZM177 156L178 157L180 156V157L178 158ZM118 157H119V159H122V162L119 163V161H121V160H119L117 162ZM167 157H170L171 159H169ZM124 158H125V160H124ZM156 158H157V160H156ZM110 159L113 161L111 162ZM143 159H144V161H143ZM178 159H180V160L178 161ZM164 161H166V162H164ZM113 162L114 163L116 162V163L114 164ZM88 164H90V165H88ZM125 164L126 165L129 164V165H127L128 168ZM134 164H135V166H134ZM145 164H149V165L145 166ZM152 164H154V165H152ZM170 164L172 167H169ZM116 165H117V167H116ZM143 165L145 166V168ZM2 166H4V167H2ZM186 166H187V168H186ZM5 167H7L9 169H7ZM115 167H116V169H115ZM133 167L135 169H132ZM10 168H13V169H11L12 171L10 170ZM90 168H91V171H89ZM179 168H181L182 171ZM116 170H118V171H116ZM10 171H11V173H10ZM2 172H4V173H2ZM126 173H127V175H126ZM213 173L215 174V176L216 175L217 176L213 177ZM59 174L62 176H60ZM77 174H78V176H77ZM83 174H85V175H83ZM109 174L111 175V177ZM4 175H6L5 176L6 178L8 175V178L7 179L4 178ZM11 175L13 176V178L10 180ZM44 176L46 179H44ZM130 176H132V177H130ZM63 177L65 178V180ZM107 177H108V179H107ZM157 177H159V175ZM155 178L156 177H154V179ZM160 178L162 181L163 178L161 176L159 178H156L155 181L160 182L158 184H164L163 181H162V183H161V181H157ZM129 179L133 181V182H131L132 184L130 183ZM151 179H153V178H151ZM255 179H264V170L260 171L256 175ZM7 180H9V181H7ZM119 180L120 181L126 180V181L125 182L121 181L122 183H120ZM100 181L101 182L103 181V184H101ZM106 181H107V184H106ZM68 182L69 183L71 182L70 184L72 185V181H67V184H68ZM92 182H93V187L90 186L92 184ZM140 182H142V183H140ZM6 183L9 185H7ZM80 183H82V184H80ZM127 183H128V185H127ZM133 183H134V185H133ZM139 183H140V186H143V188L138 186ZM220 183H221V181H220ZM78 184H80V185H78ZM146 187H149L151 189V191L150 190L148 191L149 188L147 189ZM3 188H5V189L3 190ZM84 188H86L87 190ZM140 188H141V190H140ZM137 190H139L140 193L137 192ZM133 191H135V192H133ZM141 191H143V192H141ZM147 191H148V193H147ZM129 192H131V193H129ZM133 193L136 195H133ZM137 193L140 195H137ZM146 193H147V195H145ZM152 193H153V195H152ZM127 194H129V195H127ZM98 195H99V197H98ZM130 197H132V198H130ZM134 197L136 200L134 199ZM137 197L140 198L141 200L138 199ZM160 197L165 199V197L159 196L158 199L156 200V202L159 201L160 199H162ZM128 198H129V200H128ZM149 199H150V201H148ZM164 199H163V201H164ZM124 201H126V202L124 203ZM135 201H138V202H135ZM4 203H5V205H4ZM123 204L121 203L122 206H123ZM130 205H132V206L129 207ZM126 206H128L129 208ZM63 209H65V210L67 209V211H65ZM219 211L220 210H218V213H220ZM79 212H80V214H79ZM122 212H124V211H122V209H121V213ZM125 213H127V212H125ZM128 213L130 214L129 211H128ZM125 217H128V216H125ZM130 217H132V216H130ZM222 217L225 220L224 219H221V220L226 221L227 220V213L226 212L222 213L221 218ZM132 219H130V218H128V219L127 218H123V219L119 218L118 221L120 223L123 222L122 224H124L126 221L130 222ZM196 223H198V224H196ZM195 226L197 228H195ZM121 227H122V225H121ZM20 230H21V232H20ZM190 235H192V236L194 235V236L192 237ZM196 236H198V237H196ZM169 238H171V240ZM190 238H192V239H190ZM201 238H203V239H201ZM187 239L189 242H191V241L193 242V240L195 239V242H193V243L188 242L186 244ZM144 242H145V244H144ZM162 248H164L165 250L164 249L162 250ZM141 250H144V251H141ZM170 250L171 251L174 250L176 254L171 252ZM159 251H161V252L158 253ZM135 252H136V254H134ZM142 252H145L146 254L142 253ZM162 252H164V253H162ZM141 253H142V255L145 254L144 257H142V255L140 256ZM156 253H158L160 255H157ZM178 253H179L180 257H177ZM147 254H149V255H147ZM153 254H155V255H153ZM164 254H167V257L170 254L172 256V258H171V256L169 258H166V256H165V258H164V256H163ZM182 254H183V256H182ZM260 254H262V253H260ZM260 254L258 256H261ZM145 256H147V257L145 258ZM173 256H174V258H173ZM138 257H140V258H138ZM152 258L153 259L155 258V259L152 260ZM207 259H209V260H207ZM136 260H134V264H138L137 263L138 261H136ZM146 261H147V263H146ZM163 261H164V263H163Z\"/></svg>", "mask_w": 264, "mask_h": 264}, {"label": "snow or ice", "instance_id": "obj_3", "mask_svg": "<svg viewBox=\"0 0 264 264\" xmlns=\"http://www.w3.org/2000/svg\"><path fill=\"white\" fill-rule=\"evenodd\" d=\"M262 47H264V44H262ZM262 103H264V100H262ZM262 249H264V235H262ZM0 264H5V262H0ZM8 264H10V262H8ZM236 264H264V251H262L259 260L247 259L243 261H238L236 262Z\"/></svg>", "mask_w": 264, "mask_h": 264}]
</instances>
